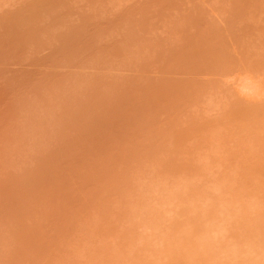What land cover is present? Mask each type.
Masks as SVG:
<instances>
[{
	"label": "rangeland",
	"instance_id": "rangeland-1",
	"mask_svg": "<svg viewBox=\"0 0 264 264\" xmlns=\"http://www.w3.org/2000/svg\"><path fill=\"white\" fill-rule=\"evenodd\" d=\"M0 264H264V0H0Z\"/></svg>",
	"mask_w": 264,
	"mask_h": 264
}]
</instances>
